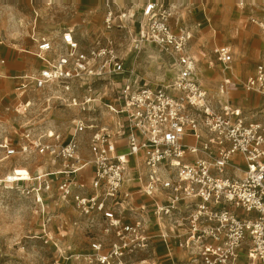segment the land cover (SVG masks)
<instances>
[{"label": "built area", "instance_id": "obj_1", "mask_svg": "<svg viewBox=\"0 0 264 264\" xmlns=\"http://www.w3.org/2000/svg\"><path fill=\"white\" fill-rule=\"evenodd\" d=\"M166 3L146 0L132 57L144 41L158 47L173 75L168 85L145 82L137 62L120 55L111 40L84 48L72 30L63 33L61 45L37 39L34 55L43 65L20 77V106L32 105L28 90L56 89L47 104L94 113L103 103L114 122L73 118L69 133L57 126L29 128L22 150L59 157L63 169L26 181H36L32 191L41 201V191L55 190L82 213L97 212L108 221L119 238L112 258L157 242L169 254L174 247L184 250L198 264H264V58L242 80L225 69L235 67L233 48L214 45V94L198 77L202 59L191 50V30L175 31ZM101 83L116 90L113 100L102 101ZM235 88L247 95L232 97ZM85 131L91 132L86 157ZM0 148L7 157L17 152L8 139Z\"/></svg>", "mask_w": 264, "mask_h": 264}, {"label": "rangeland", "instance_id": "obj_2", "mask_svg": "<svg viewBox=\"0 0 264 264\" xmlns=\"http://www.w3.org/2000/svg\"><path fill=\"white\" fill-rule=\"evenodd\" d=\"M166 1L175 31L180 32L184 26L191 30V50L202 59L198 68L206 64L210 69L208 75L198 77L214 94L217 93L215 82L219 80V67L217 61H213L214 45L227 44L233 48L234 66L241 68L242 80L264 58V0H234V8L241 12L242 21L235 24L230 33L220 32L222 29L218 28L228 23L212 4L214 0ZM145 2L0 0V142L8 139L17 148L16 154L10 157L0 148V264H198L184 255L172 259L174 251L173 255L169 254L166 246L157 242L126 253L121 259L112 258L113 243L119 238L99 213H82L73 200L64 201L55 190L41 191V201L32 191L33 186H37L36 181L6 182L9 172L17 166L26 167L32 177L41 174L38 170L41 164L45 165L43 171L63 169L59 157L22 150L29 128L36 132L41 125L57 126L69 133L73 118L96 117L99 124L109 126L114 122V115L111 116L101 102H98L100 106H95L94 113L59 101L47 104L46 99L50 94L55 95L56 89L28 90L25 98L31 99L32 105L27 110L24 105L20 106V100L24 101L18 95L17 87L24 80L20 77L35 73L42 65L34 55L37 39L44 36L61 45L63 33L72 30L84 48L96 43L105 45L111 40L120 55L137 62L145 82L150 85L170 83L173 76L170 65L158 47L144 41L141 51L132 57L133 37H136ZM239 26L242 30L237 32ZM203 51L206 57L202 56ZM101 88L103 102L117 96L111 85L107 89L101 83L97 89ZM235 90L243 91L242 88ZM76 92L82 95L84 88ZM237 95L242 94L236 91L232 97ZM90 134L85 131L81 135V152L85 157L90 154ZM89 172L88 169L84 172L86 178ZM94 244H101V249L96 250Z\"/></svg>", "mask_w": 264, "mask_h": 264}, {"label": "crops", "instance_id": "obj_3", "mask_svg": "<svg viewBox=\"0 0 264 264\" xmlns=\"http://www.w3.org/2000/svg\"><path fill=\"white\" fill-rule=\"evenodd\" d=\"M212 4L215 5L218 8V10L221 11L220 16L222 17V19L224 21L225 20L227 21V22L225 21L226 23H228L227 25L225 24V25H219L218 26V28H221L222 29V30H220V32H223V30H225L227 33H230L231 29L233 30L234 27L236 26L235 24L238 25L242 21L241 20L242 19L241 12L239 10H237V9L234 8V0H214ZM240 30H242L241 27L240 26L237 27L236 31L237 32H240ZM216 45H218V44H216ZM220 45H223V44H220ZM11 56H12V54H11ZM13 58H14V54H13ZM6 59H5V61H6ZM5 61H4V63H5ZM42 65H43V63H42ZM42 65H41V67H42ZM41 67L37 68V70H39ZM37 70H36V72H37ZM235 89H234V93H236V91H238V93H241L242 94L241 96H238L237 95L236 97H243V96L247 95L243 91H239V90H235ZM248 96H250L254 100L257 98V96L254 95V94H252V93L251 94H248ZM88 170H90L89 174H92V172H93L92 168H89ZM173 251L179 257L181 255H184V256L187 257V253L184 250H182V249H180L178 247H174ZM173 251L170 253L171 255L174 254Z\"/></svg>", "mask_w": 264, "mask_h": 264}, {"label": "bare ground", "instance_id": "obj_4", "mask_svg": "<svg viewBox=\"0 0 264 264\" xmlns=\"http://www.w3.org/2000/svg\"><path fill=\"white\" fill-rule=\"evenodd\" d=\"M134 15V14H133ZM227 70V73L229 75H237L239 76L241 68L240 67H232V66H228L225 68ZM210 69L208 68V66L206 64H202L199 66L198 70H197V74L201 77L205 74H209L208 72ZM131 164L135 163V157H132L131 159ZM45 169V165L41 164L38 167V170L42 173V172H48ZM7 177L13 178L16 181H22V180H28L32 177L30 171L24 167V166H17L15 167L11 172H9V175ZM1 180V179H0ZM176 254L173 255L172 259H175Z\"/></svg>", "mask_w": 264, "mask_h": 264}]
</instances>
